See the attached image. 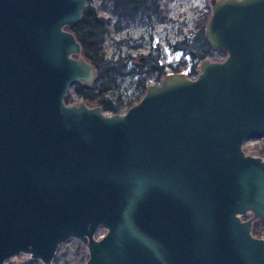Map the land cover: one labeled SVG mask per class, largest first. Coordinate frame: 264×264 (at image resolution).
<instances>
[{
    "label": "water",
    "instance_id": "95a60500",
    "mask_svg": "<svg viewBox=\"0 0 264 264\" xmlns=\"http://www.w3.org/2000/svg\"><path fill=\"white\" fill-rule=\"evenodd\" d=\"M209 3L224 56L106 113L64 101L95 77L66 28L85 0H0V264L69 237L83 264H264V158L241 148L264 132V0Z\"/></svg>",
    "mask_w": 264,
    "mask_h": 264
},
{
    "label": "trees",
    "instance_id": "16d2710c",
    "mask_svg": "<svg viewBox=\"0 0 264 264\" xmlns=\"http://www.w3.org/2000/svg\"><path fill=\"white\" fill-rule=\"evenodd\" d=\"M158 1L103 0L108 5L109 17L98 15L91 5L85 3L79 18L66 28L78 41L81 55L95 69V77L87 86H82L80 83L73 84L72 93L89 105H98L111 113L120 112L140 97L149 82H156L166 72H176L186 66V75L194 76L198 72L197 63L201 59L212 58L213 55L217 58L224 56L223 50L209 45L204 37V24L208 10L204 17L194 24L193 32L183 35L179 40L168 45L171 51L180 52L176 63L160 61L159 50L155 45L137 58L128 54L106 57L102 50V38L108 31L109 18L114 19L111 23L113 28L143 19L149 21L151 17L165 20L166 13L159 8ZM129 63L130 67L126 68ZM123 76H127L133 85L131 97L121 99L119 92L116 96H111L110 92L118 86L116 79ZM64 101L65 103L73 101L70 92L65 94ZM251 233L258 235L254 227H251Z\"/></svg>",
    "mask_w": 264,
    "mask_h": 264
},
{
    "label": "rangeland",
    "instance_id": "374dc122",
    "mask_svg": "<svg viewBox=\"0 0 264 264\" xmlns=\"http://www.w3.org/2000/svg\"><path fill=\"white\" fill-rule=\"evenodd\" d=\"M85 3L91 5L98 15L109 17L108 5L103 0H85ZM158 3L159 8L166 13L165 20L151 17L149 21L143 19L119 28H113L111 23L114 19L109 18L108 31L102 38V50L106 57L128 54L137 58L138 55L145 54L155 45L159 50L158 58L160 61L171 63L178 61L180 52L171 51L168 45L195 30L194 24L204 17L206 11H210L209 0H159ZM119 23L122 22L119 21ZM221 58H217L215 55L212 57V59ZM128 67H130V63L127 64L126 68ZM179 71L186 75L187 67L183 66ZM187 76L193 77L191 75ZM116 80L118 86L110 92L112 93L111 96H116V93L119 92L121 99L131 97L133 85L130 79L127 76H123L122 78L118 77ZM68 91L73 98L70 103L81 100L72 93V86L69 87ZM123 110L124 108L120 112ZM105 112L109 111L105 110ZM241 148L246 153L264 158V132L244 139L241 142ZM248 215V212L242 214L241 218H246ZM251 226L255 228L257 236L264 238V215L255 219ZM102 230L100 229L98 233L100 234ZM84 244L85 240L83 237H69L63 240L57 245L50 264H83L86 258ZM2 264L42 263L39 259L30 257L28 253L20 252L5 258Z\"/></svg>",
    "mask_w": 264,
    "mask_h": 264
},
{
    "label": "flooded vegetation",
    "instance_id": "af4514ba",
    "mask_svg": "<svg viewBox=\"0 0 264 264\" xmlns=\"http://www.w3.org/2000/svg\"><path fill=\"white\" fill-rule=\"evenodd\" d=\"M151 19V18H150ZM158 19V18H157ZM170 72V71H169Z\"/></svg>",
    "mask_w": 264,
    "mask_h": 264
}]
</instances>
